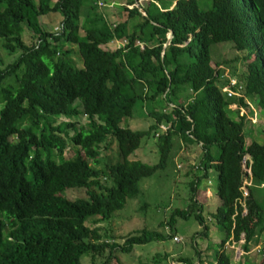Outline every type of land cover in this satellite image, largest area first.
<instances>
[{"label": "trees", "instance_id": "16d2710c", "mask_svg": "<svg viewBox=\"0 0 264 264\" xmlns=\"http://www.w3.org/2000/svg\"><path fill=\"white\" fill-rule=\"evenodd\" d=\"M126 1L127 19L111 28L97 0H0V46L12 58L0 60V264H83V257L120 264L118 252L178 237V218L193 217L206 235L196 195L211 172L220 205L209 216L223 233L213 264H231L228 241L243 240L248 252L264 232V139L247 145L246 123L230 108L237 100L244 106L245 97L264 107V0ZM50 13L62 18L57 33L39 22ZM74 40L76 57L66 48ZM220 43L232 44L236 54L225 64L238 62L239 71L211 63L210 47ZM226 70L237 80L235 101L221 90ZM137 103L153 120L145 131L123 126ZM160 125L169 128L160 132ZM175 135L201 152L183 175L186 208L159 224L170 232L142 228L109 244L87 219L107 222L137 196L143 179L166 168ZM151 136L155 165L101 160L109 144L139 145ZM69 150L74 156L65 158ZM244 179L251 182L245 199ZM68 190L84 196L70 199Z\"/></svg>", "mask_w": 264, "mask_h": 264}, {"label": "rangeland", "instance_id": "374dc122", "mask_svg": "<svg viewBox=\"0 0 264 264\" xmlns=\"http://www.w3.org/2000/svg\"><path fill=\"white\" fill-rule=\"evenodd\" d=\"M210 3L205 1L202 4L203 9H208ZM120 10L118 13L124 12L123 5L118 7ZM39 22L42 28L46 31H55L60 21L58 13H50L46 16H43L39 19ZM133 23V22H132ZM60 26V25H59ZM82 35V32H81ZM25 38V36H24ZM67 49H70L73 52V56L76 57L77 45L75 40L73 43L66 46ZM236 52L232 49L231 43H220L215 44L210 47V58L211 63L214 65L218 64L230 69V66L236 68L237 71L240 69L239 63L225 64L226 61L231 60L235 56ZM0 60L3 64H8L12 61L10 56L1 48L0 46ZM10 60V61H9ZM78 66L80 62L76 59L73 60ZM219 67V68H220ZM254 104L259 109L256 100ZM252 105V109H253ZM145 105L142 103H137L132 111V115L123 120L124 124H129L130 128L134 131H145L148 127L153 124L152 118L145 114ZM262 109L261 111H263ZM254 111H256L254 109ZM252 112L248 114L247 117H251ZM234 116V115H233ZM236 119V118H235ZM61 121H64L63 118H60ZM59 120V121H60ZM256 122L249 129L247 125L245 126V143L248 145L251 141L261 142L264 139V119L260 121L255 119ZM79 126H85L87 119L82 116L78 120ZM173 144L176 146L181 143V138L176 135L173 136ZM183 143V142H182ZM180 146V145H179ZM175 150V149H174ZM171 153L170 159L165 169L157 171L152 177L145 178L139 183V194L132 199L127 200L125 207L112 215V217L107 222H100L94 224L96 217H90L87 219L86 224L93 228L98 227L101 229V232L106 234L111 239L105 240L109 244L117 243L121 245L123 239L130 233L135 232L136 230L146 228L148 230H162L163 228L159 227V224L165 219L169 218L171 213L176 210H184L186 208V192L185 188V179L183 177L179 178L184 172L183 170L175 174V170H180L179 165L174 162L173 152ZM198 155L200 156V149L196 147ZM195 152L193 168L197 166L200 158ZM194 153V152H193ZM74 156L72 150L66 151L64 154L65 158H71ZM122 157L127 158L128 160H138L147 165H155L158 162V151L155 147V141L153 137H148L147 141H142L138 145V141L134 140L128 144H109L107 149L101 151V160L103 163H115L118 159ZM117 160V161H116ZM103 164H100L97 168L103 167ZM183 166H181L182 168ZM189 167V166H188ZM188 170V168H187ZM209 180L212 181L210 185V190L215 199L216 197V173L211 172L209 175ZM179 181L178 183H176ZM206 185V180L199 182V187H204ZM177 190V191H176ZM66 197L70 199L80 198L84 196V191L82 190H68L65 194ZM196 200L204 201L207 197L203 195L202 191H198L196 195ZM205 198V199H204ZM220 205L219 201L215 199V205H210V211L213 213L216 208ZM209 210L208 206L204 208L203 218L205 224L208 227L206 235H203L202 227L199 223L193 218L190 217L187 220L178 218L175 224V235L179 234L178 238L180 242H173L174 239H166L165 241L151 242L143 246H135L133 251L128 254H122L121 252L117 253L120 264H176L174 260L177 258H188L192 261L193 264H196L198 257L209 260L213 262V255L216 251L219 250V243L223 239V233L217 224L212 221L210 217L207 216V211ZM246 213H244L245 215ZM170 232L169 228H165ZM264 234V233H263ZM174 236V235H173ZM240 246L243 247V240H241ZM208 248V252H205L204 249ZM252 251L245 255V258H242L240 262H235L230 251L226 250V253L229 255L231 264H254L255 259L257 262L255 264H264V236L260 235L257 239V243H252L250 250ZM198 252V255H196ZM202 253V254H201ZM105 254H108V249ZM201 254V255H200ZM159 255V256H158ZM165 255H167V260H165ZM256 255L258 256L257 258ZM254 257V258H252ZM83 264H91L90 259L83 257ZM177 261V260H175ZM101 259L96 258L94 264H100Z\"/></svg>", "mask_w": 264, "mask_h": 264}, {"label": "crops", "instance_id": "0c3cea01", "mask_svg": "<svg viewBox=\"0 0 264 264\" xmlns=\"http://www.w3.org/2000/svg\"><path fill=\"white\" fill-rule=\"evenodd\" d=\"M101 1H103L105 5H104V7L100 8V9L105 13L106 19L112 21L113 23L114 22L115 23H122V22H124L127 19L126 12L118 13V11L120 10L118 7L122 6V5L124 6L126 4V2H127L126 0H101ZM138 1L140 3H142L141 0H138ZM136 5L138 6V3H136ZM140 11H141L142 14H144V12H143V10L141 8H140ZM61 20H62V18L59 15L60 23H61ZM60 23H59V25H60ZM135 23H136V20L135 19H131L129 21L130 27H132ZM124 42H126L125 39L115 41V47L116 48L123 47L122 45L125 44ZM249 99H250V103L257 110V117H258L259 123H260V121H262V119H264V110L261 111L262 109H264V107H260L258 109L257 106L254 104L255 99L254 98H249ZM145 114H147L146 111H145ZM237 115H238V113H236V117H237ZM232 117L235 118V116H233V115H232ZM126 125L130 126L129 124H126ZM263 126H264V123H263ZM262 141L259 142V143H262ZM179 145L176 146V144H175L174 147H173V150L175 149L174 152H173V159H174L175 163H176V161L178 162L177 163L179 165L178 167L181 168V166H183L180 170H178V171L175 170L176 176L182 170L184 171L181 176L179 175V178H180V177H183L184 173L187 171L188 166L195 165V163L193 161H194V156H195L194 154H195L196 151H194V150H196V147H198V146L186 143L182 139H181V143H179ZM196 154H197V156H199L198 155V151L196 152ZM199 158H200V156H199ZM197 164H198V162H197ZM177 182H179V181H177ZM210 185H212V181L209 180V179H207L206 185L204 187H199V184H198V191H202L203 195H205V197H207L206 199L204 198L205 199L204 201H200V202H201V205H202L203 212H204V208H206V205L208 206V208H209V210L207 211V216L208 217H210L209 215L212 214L211 211H210V205H215V199L218 200L217 196L214 199V197L212 195L213 193H212V191L209 188ZM263 233L261 234L262 236H264ZM176 234H177V236H179L178 233H176ZM240 242H242V241L234 242V241L230 240V241H228L225 244V250L230 251V255L232 256V258L234 259L235 262H240L242 258H245L244 257L245 255H247V257H248V253H250L252 251V249L250 250V248H249V251L245 252L243 250V248L240 246ZM204 251L208 252L209 250H208V248H205ZM257 257L258 256L256 255L255 258H257ZM252 258H254V257H252ZM199 262H203V264H213V262H209V260H207V258L202 259V258L199 257V260L197 259L196 264H199ZM255 262H257L256 259L254 261V264H255Z\"/></svg>", "mask_w": 264, "mask_h": 264}, {"label": "built area", "instance_id": "2783aa9c", "mask_svg": "<svg viewBox=\"0 0 264 264\" xmlns=\"http://www.w3.org/2000/svg\"><path fill=\"white\" fill-rule=\"evenodd\" d=\"M97 5L99 6V8H102V7H104L105 4H104L103 1L97 0ZM115 26L116 25L114 23L111 24V28H115ZM60 29H61V26H57L56 28H54V30H55L54 32L57 33V32L60 31ZM124 43L126 44V42H124ZM124 45H122V46H124ZM223 77L227 80V84L223 87L222 92L227 96V99H231V98H234V97H239V94L237 93V91L234 90V87L237 84L236 78L234 76L232 77L231 75H229V72H225V74H224ZM240 89H241V85L238 86V90H240ZM230 108L233 109V110L234 109H238V107L236 105H232V106H230ZM244 113L245 112L241 110L240 114L242 115ZM251 122L252 123H255L256 120L255 119H252ZM168 128H169V125L168 126L167 125H160L159 126L160 132H165V131H167ZM243 168H244L245 171H247V173L250 174V171L249 170H246V167L245 166H243ZM250 184H251L250 183V180L244 179V181H243V187L241 188V190H242V197L244 199L248 195L246 186H249ZM238 202L241 203V205L243 207V215H244V213H246L245 204H244V202L241 199L240 200L238 199ZM173 239H174V242H179L180 241L178 237H174Z\"/></svg>", "mask_w": 264, "mask_h": 264}, {"label": "clouds", "instance_id": "9594fccd", "mask_svg": "<svg viewBox=\"0 0 264 264\" xmlns=\"http://www.w3.org/2000/svg\"><path fill=\"white\" fill-rule=\"evenodd\" d=\"M61 26V25H60ZM225 72H228L227 70L225 71ZM225 72H224V74H225ZM224 74H223V76H224ZM222 78V80L223 81H226V79L224 78V77H221ZM223 89V87L221 88V90ZM240 90H242V86H241V89ZM239 90V91H240ZM224 94V93H223ZM237 99V97H234V98H231L230 100H236ZM243 101L245 102V105L244 106H241L240 104H238V102H239V100H237V101H235L234 103H232L230 106H232V105H236L237 107H238V109H231L232 111H235L236 113H238V115H237V117L238 118H243L244 119V121H245V125H247V127L250 129L253 125H254V123H252L251 122V120L252 119H258V117H257V110L255 109V107H253V109H252V104L250 103V99H249V97H245V98H243ZM254 109L256 110V111H254ZM241 110L242 111H244L245 113L244 114H240V112H241ZM250 112H252V115H251V117H247L248 116V114L250 113ZM245 162H246V158H244V160H243V166H245ZM246 167V166H245ZM250 171V170H249ZM250 174H251V172H250ZM251 183V182H250ZM251 185V184H250ZM242 187H243V185H242ZM241 187V188H242ZM247 187H249V186H246V189H247ZM242 191V190H241ZM174 242V241H173Z\"/></svg>", "mask_w": 264, "mask_h": 264}]
</instances>
